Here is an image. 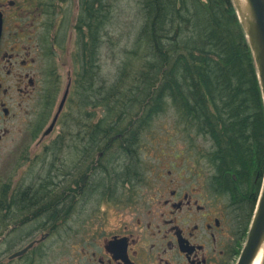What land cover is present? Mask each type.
Wrapping results in <instances>:
<instances>
[{
	"label": "flooded vegetation",
	"instance_id": "1",
	"mask_svg": "<svg viewBox=\"0 0 264 264\" xmlns=\"http://www.w3.org/2000/svg\"><path fill=\"white\" fill-rule=\"evenodd\" d=\"M105 5V0H0V148L6 145L7 180L0 193V241L6 245L0 260H7L0 264H43L41 259L48 264H239L264 173L254 175L255 198H250L246 207L221 182L218 163L208 157L212 169L204 171L201 165L205 157H192L188 150L176 160L155 163L149 176L142 177L139 140L133 144L123 134L119 142L133 145H121V150L134 165L122 168V182L132 190L130 185L144 181L143 203L137 204L132 196L127 205L132 213L121 210L116 224L107 220L93 235L86 231L78 234L77 213L87 211V200L98 190L97 173L113 169L111 163H105L104 155L99 156L103 162L97 168L92 156L75 155L78 145L92 142L90 122L70 125L68 141L62 132L55 136L74 94L72 69L65 74L68 82L58 105L57 98L63 86L62 69L91 64L88 52L92 48L93 10L96 17H104ZM68 12L78 14L70 35L76 33L81 42V53L74 62L57 50V39L49 36L60 33V20ZM41 34L46 35L45 40ZM83 51L87 53L84 58ZM68 90L65 108L53 131L46 135ZM50 114L54 116L48 124ZM26 137L46 154L66 142L72 160L67 167L40 171L26 181V165L35 162L29 160L32 156L15 155L25 147ZM202 141L211 149L213 142ZM233 177L237 181L236 175ZM61 231L67 232L65 236ZM55 242L63 247L56 250L54 258L65 255L69 248L78 253L71 259L67 255L54 259L50 254ZM26 248L28 251L18 256Z\"/></svg>",
	"mask_w": 264,
	"mask_h": 264
},
{
	"label": "trees",
	"instance_id": "2",
	"mask_svg": "<svg viewBox=\"0 0 264 264\" xmlns=\"http://www.w3.org/2000/svg\"><path fill=\"white\" fill-rule=\"evenodd\" d=\"M139 6L137 37L120 49L112 78L103 76L99 60L112 15L96 17L93 10L91 64L78 73V100L70 108L76 114L68 115L64 138H70L73 119L91 122L92 142L79 148L93 159L98 152L107 155L120 134L140 143L138 134L173 109L185 141L213 142L210 156L221 182L248 207L255 198L254 172L264 173V100L233 0H140ZM88 107L103 109L102 117L95 121L97 113Z\"/></svg>",
	"mask_w": 264,
	"mask_h": 264
},
{
	"label": "rangeland",
	"instance_id": "3",
	"mask_svg": "<svg viewBox=\"0 0 264 264\" xmlns=\"http://www.w3.org/2000/svg\"><path fill=\"white\" fill-rule=\"evenodd\" d=\"M139 1L140 0H105V4L107 5V13L112 15L111 19L107 22V27L105 28L107 44H103V46L100 47L99 54L100 64L103 66V76L106 78H112L118 65L120 64V49L129 46L131 47L132 43H134L135 38L137 37L138 25L140 22ZM77 18L78 14H75L74 16L70 12L66 13V18L60 20L62 27L60 33L55 36L49 35L51 36V38L55 37L57 39V41H55V43H57V50L60 53L67 54V60H69L70 62H74V57L76 59L81 53L80 49L78 48V44L81 43L79 40V36L74 33V36L70 37L72 33L71 29L73 28V24L76 23ZM41 37L42 40L46 39V35L41 34ZM69 69H72L73 77L75 78V82H77L78 73L81 67L79 65L73 64L71 68L62 69V72L64 74V78L62 81L63 86L59 93V99L57 98V105L65 92V88L68 82V77L65 74L67 73V71H69ZM75 91L76 89H74V94L71 97L67 109L58 124L57 133L55 134V136L58 134V132L66 133L65 121L69 117L68 115L71 114V111L73 112V114H76V109L70 110L72 101L74 100V104H76V100H78V96L77 93L75 94ZM169 110V114H164L153 120L149 129L143 134L139 135L142 137L139 146V162L141 166L142 177L143 174L145 175V177L149 176V173L153 170L152 167L156 165L155 163H157L158 165L161 162H170L176 160V157L186 155L187 150L188 155H192V157L196 158L198 155L205 157V161L201 166L204 167V171H211L212 168L210 165L212 164V161L210 160V147L202 141L203 139L195 141L194 144H192L189 138L185 141L182 137L187 138V132H185L182 127H178L177 119L174 114L175 111L173 109ZM86 111H94L95 113H97V118L95 119V121H98L103 114V109L101 108L95 110L91 107H88ZM53 116L54 114H50L47 120L48 124L50 122V118H53ZM71 122L74 123V119ZM14 136L16 138L19 137L17 134H15ZM21 139H23V136L21 137ZM25 140H28L27 142H25V147L19 149L15 153V155L32 156L29 160L31 162H35L34 164L28 163L26 165V168L24 170V172L28 173L25 178L26 181H30L31 177L34 179L36 173H40V171H47L49 168H51L52 171L54 169H60L65 166L67 167L72 160L71 158H69L70 144H67L66 142L62 147L55 148L53 152L46 154L41 150L38 151L36 143L30 142V138L26 137ZM68 140L70 139L68 138L66 141ZM129 140L131 141V139ZM114 144L116 145L114 146ZM112 145L113 148L109 149L110 151L108 152V155L98 152L95 154V158H93V163L95 161V167L97 168V165H100V162H103L102 159L99 161V156H106L105 163H111L109 165H111V168L113 170L104 169V171H101L99 177L97 175L98 178L96 180L98 185L101 182V176H104L103 179L107 181L106 189L104 186L101 187L102 192L100 191L99 187L97 191L94 190L91 193V197L87 200L88 202H86L87 211H77L78 234L86 231L93 235L96 229H100L101 227H103L104 222H108L107 220L111 222V225L116 224V222L119 220L117 213H120L121 210H123V212L132 213L131 207L127 206L132 196H134L136 200L135 202L137 204L143 203L142 193L147 190L144 181H142L141 183H136L134 186L130 185L132 190H130L128 186H124L122 182L123 178L125 177H123L125 171H122V168H132L134 162L132 159H129L121 150V145H123L124 147H130V145L132 144L127 145L126 143V145H124L122 142H116ZM79 146L80 145H78L76 149L75 155L77 157H82L83 151L79 148ZM5 150L6 145L1 144L0 193L4 192L7 182V180L5 179ZM208 157H210V159ZM29 160H27V162ZM206 165L209 167V170L206 169ZM117 168L119 169L117 170ZM256 173L257 172H254V174ZM25 180L22 179L21 181L23 183H26ZM138 191L140 193L139 195L137 194ZM131 202L134 203V201ZM121 224H123L122 219H120V225ZM65 233L67 232L61 231V236H65ZM51 245H54V249L52 250L50 256L54 258L56 250H60L63 245L59 242H55ZM5 250V242L0 241V253H4ZM45 252H47V249L45 250ZM70 252L71 249L69 248L68 252L64 253L65 255L69 256L70 259L73 255L78 253L71 252L70 254ZM65 255L54 259L61 260ZM6 260V258H2L0 262L5 263ZM39 262L48 264V261L46 259H41ZM53 264H56V262L53 261Z\"/></svg>",
	"mask_w": 264,
	"mask_h": 264
},
{
	"label": "water",
	"instance_id": "4",
	"mask_svg": "<svg viewBox=\"0 0 264 264\" xmlns=\"http://www.w3.org/2000/svg\"><path fill=\"white\" fill-rule=\"evenodd\" d=\"M233 2L253 52L264 98V0H233ZM66 98L67 93L62 101L61 110ZM57 118L58 116L54 123ZM262 192L241 264H255L262 250L260 264H264V187Z\"/></svg>",
	"mask_w": 264,
	"mask_h": 264
},
{
	"label": "bare ground",
	"instance_id": "5",
	"mask_svg": "<svg viewBox=\"0 0 264 264\" xmlns=\"http://www.w3.org/2000/svg\"><path fill=\"white\" fill-rule=\"evenodd\" d=\"M124 136H126V135H128V136H130L129 134H123ZM115 140H112V142H114ZM112 146V145H111ZM110 151V150H109ZM108 151V152H109ZM108 155V154H107ZM212 159V161L214 160V158H211ZM102 183L100 182L99 183V188H100V191H101V187H104L105 186V189H106V185H107V181L106 180H104V182H103V184L101 185ZM103 190V189H102ZM102 192V191H101ZM262 253H263V250L261 251ZM262 253H260V256L258 257V259L256 260V262H255V264H260L261 263V258H262Z\"/></svg>",
	"mask_w": 264,
	"mask_h": 264
}]
</instances>
